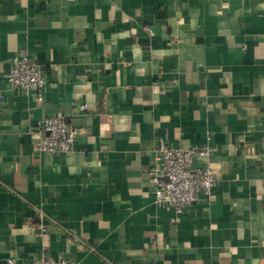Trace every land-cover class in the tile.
Wrapping results in <instances>:
<instances>
[{"label":"crops","instance_id":"crops-1","mask_svg":"<svg viewBox=\"0 0 264 264\" xmlns=\"http://www.w3.org/2000/svg\"><path fill=\"white\" fill-rule=\"evenodd\" d=\"M21 50L41 103L8 83ZM51 117L73 152L36 151ZM160 140L215 149L216 186L181 214L149 182ZM42 253L264 264V0H0V264Z\"/></svg>","mask_w":264,"mask_h":264},{"label":"built area","instance_id":"built-area-1","mask_svg":"<svg viewBox=\"0 0 264 264\" xmlns=\"http://www.w3.org/2000/svg\"><path fill=\"white\" fill-rule=\"evenodd\" d=\"M7 80L12 91L28 96L33 94L39 103L44 101L48 81L28 50L15 54ZM1 98L4 99V95ZM81 108L86 110L85 105ZM30 132L38 137L36 151L51 157L73 152L79 136V131L63 117L46 118L35 131ZM214 153L215 149L210 144L185 148L160 140L148 173L156 204L181 214L202 194L210 196L218 181L212 166ZM39 228L41 233H45L49 227L41 223ZM16 262L14 258L7 260L8 264ZM34 264L80 263L63 257L55 259L42 253Z\"/></svg>","mask_w":264,"mask_h":264}]
</instances>
